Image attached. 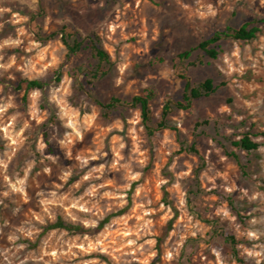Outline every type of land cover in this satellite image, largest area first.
<instances>
[{
    "label": "rangeland",
    "instance_id": "rangeland-1",
    "mask_svg": "<svg viewBox=\"0 0 264 264\" xmlns=\"http://www.w3.org/2000/svg\"><path fill=\"white\" fill-rule=\"evenodd\" d=\"M209 4L216 15L202 16ZM0 7L9 9L0 14V43L20 41L0 49V64H11L0 68V107L12 105L0 113V160L8 164L0 168V253L7 255L0 254V264H237L222 232L234 237L242 257L264 264L247 255L264 252V234L247 235L264 233L262 0H0ZM244 23H256L260 31L249 41L221 37L215 59L196 48L215 32ZM62 27L80 41L79 50L68 51ZM90 32L110 63L88 84L82 72L96 64L85 47ZM183 51L188 57L179 58ZM181 75L189 87L211 79L216 89L180 108L174 103L184 92ZM31 79L45 85L26 91ZM34 91L40 93L35 99ZM136 95L149 96L147 123L131 104ZM98 102L114 108L104 114ZM165 104L164 126L158 127ZM73 122L81 138L66 126ZM244 133L259 143L256 150L232 146ZM32 161L25 192H13L11 185ZM69 169L72 175L61 180ZM92 187L95 195L86 196ZM77 200L91 211L73 208ZM119 210L95 234L45 230L57 218L89 227L82 221L97 224ZM169 251L178 256L169 260Z\"/></svg>",
    "mask_w": 264,
    "mask_h": 264
},
{
    "label": "trees",
    "instance_id": "trees-1",
    "mask_svg": "<svg viewBox=\"0 0 264 264\" xmlns=\"http://www.w3.org/2000/svg\"><path fill=\"white\" fill-rule=\"evenodd\" d=\"M263 21L264 20L259 22H263ZM259 31L260 29L256 23L250 26L249 23H244L238 28L225 27L223 30L215 32L214 36L199 42L196 48L201 50L209 58L215 59L218 53L216 50V45H214V43H216L221 37H229L234 40H240V41H249L253 39L256 36V33H258ZM61 32H62L61 40L68 49V51L72 53L79 50L80 41L76 37H73V35L66 30V27H62ZM85 47L90 51L92 58L96 60L95 68L93 71H91L90 73L82 72L83 78L90 79V80L89 79L86 80V83L90 84L93 82V80H97L101 78V74H102L101 68L107 66L110 63V57L106 53V51L99 46V39L97 35L93 32H90L88 34V40L86 42ZM188 55L189 53L187 51H183L178 54V57L179 58L183 56L188 57ZM180 77L183 78V80L185 81L184 92L182 93L181 101H176L174 103L175 106H178L180 108L186 109L189 106V104L192 102V100L198 99L202 96H208L209 94L213 93L216 89L211 79H205L199 84L189 87V83L184 79V77L182 75ZM44 85L45 83L37 79L26 80L25 90L27 91L31 89H42ZM148 100H149V96H141V95H136L131 98V104L139 109L140 117L143 123L149 122L150 119ZM114 101L118 102L117 99H114ZM98 104L103 108L104 114H108L109 110L111 108H114V105L111 103L102 104L98 102ZM167 109H168V104H165L163 111L161 113V120L157 124L158 127L164 126V118L167 114ZM203 123H205V121ZM197 125L198 123L195 124V126ZM231 144L232 146L237 147L238 149L246 152H249L251 150H256L259 146L258 142L252 141L249 138L248 133H244L239 139L235 141H231ZM190 149L193 150V148L191 147ZM121 212L122 210H119L116 213L108 214L107 216L99 220L95 227H91V226L84 227L82 225L70 224L64 222L60 218H57L54 222L46 225L45 230L63 229L72 233L91 235L99 232L105 226V224L107 223L110 217L119 215L121 214ZM169 229H170V222L167 225L165 234ZM221 236L224 240V243L228 245L231 258L237 264H252L251 262H249L239 254L238 249L236 247V241L233 236L228 235V233L225 232H222ZM99 256L103 258V255H99Z\"/></svg>",
    "mask_w": 264,
    "mask_h": 264
},
{
    "label": "clouds",
    "instance_id": "clouds-1",
    "mask_svg": "<svg viewBox=\"0 0 264 264\" xmlns=\"http://www.w3.org/2000/svg\"><path fill=\"white\" fill-rule=\"evenodd\" d=\"M33 2L35 3V0H33ZM197 2L199 3V0H197ZM262 2H264V0H262ZM8 10H9V9H7V8L0 7V14H2V13H4V12H7ZM201 15H202V16H204V15L215 16V15H216V12H215V10L212 8V6L209 4V5L207 6V13H201ZM2 27H3V25H0V28H2ZM20 31H21V33H22V32H23V29H20ZM19 43H20L19 40H16V41H11V40L4 41L3 43H0V49H2L5 45H8V44L18 45ZM36 47H39V46L37 45ZM232 55L235 56V57H238V56H239V48H237V49L232 53ZM2 59H3V57L0 56V60H2ZM224 59H225V63H228V64H229V67L231 68L232 65H231V63L229 62V57H228L227 55H225V58H224ZM12 60H13V62H14L15 58L13 57ZM8 67H11V64H8V65L0 64V68H4V69H6V68H8ZM241 70H242V69H241ZM38 96H40V93H39L38 91H34V92L32 93V97H33V99H35V98L38 97ZM60 103H61L62 105H64V107H67V105L64 104V101H63V100H61ZM11 106H12L11 104H8V105H6V106L0 107V113L5 112V111L7 110V108H8V107H11ZM221 111H227V109L222 108ZM33 115H35V112H33ZM86 122H87V121H86ZM66 126L72 128V131H73V133H74V135H75L76 138H81V137H82V132L79 130V127L77 126V124H76L75 122H73V123H71V124H68V125H66ZM25 127H27V125H25ZM62 143H63V142H62ZM45 147H46V146H45L43 143H40V144H39V149L41 150V152L43 151V149H44ZM119 147L122 149V148L124 147V144L121 143V144L119 145ZM91 158H92V159H95V156H93V157H91ZM46 159L52 160L53 163H55V160L58 159V158L47 157ZM76 159H78V160L80 161L81 166H86V165H87V162H88V161H87V159H85L83 156H77ZM34 166H35V161H32V162L28 163L27 171H26V173H25L24 178H23V179H17L16 182L13 183V184L11 185V189H12L13 192H16V193H24V192H25L24 185H25V182H26V180H27V172H28V171H31V169H32ZM7 167H8V164H7L5 161L0 160V168L7 169ZM175 167H176V165L173 164V168H175ZM43 171H44L45 173H49V174L51 173V169L48 168V167H45V168L43 169ZM93 171H95V172H101L102 169H94ZM38 175H39V173H38ZM71 175H72V172H71V170L69 169L68 171L64 172L63 175L60 176V179H61V180H64V181H67L68 178H69ZM91 175H92V173L90 172L88 175L84 176L83 179H84V180H88V179L91 177ZM138 175H139V174L133 176L132 178H133V179H136V178H138ZM182 175H187V173H183ZM161 183H162V184H163V183H166V181H163V180H162ZM73 187L78 188V187H79V184L74 185ZM234 190H235L234 188H228V189H226V191H228V192H232V191H234ZM96 191H97L96 187H92V188H90L88 191L85 192V195H86V196H93V195H95ZM241 191H243V189H241ZM8 194H9L8 192H4V193H3L4 196H8ZM41 195H43V194H41ZM49 195H50L51 197H56L57 194H56V192H51ZM243 195H244V196H247L248 193H247L246 191H243ZM259 195H260L259 193H256L255 195H253L252 197H250V199H256L257 196H259ZM25 198H27V197H25ZM61 199H67V197H62ZM80 200H83V197H80ZM54 202H56V201H55V200H47V201L42 200V201H41V203H44V204H50V203H54ZM78 205H79V210L82 211V212H89V211H91V209H89L88 207H85V206L81 205L79 200H77V201H75V202L72 203V207H73V208H76ZM47 210H48V209L45 208V211H47ZM217 214H219V213H217ZM223 214H224V216H226V217L229 215V213H228L227 211H224ZM145 215H147V213H145ZM74 219H75V217H74ZM232 219H235V217H232ZM40 222L43 223V222H44L43 219H41ZM82 222H83L86 226H91V227H95V226H96L95 221L84 220V221H82ZM251 223L256 224L257 221L253 220ZM151 224H152V221H151V220L146 221V226H147V225H151ZM261 234H264V233H260V234H258V233H256V232H248V233H247L249 239H259V235H261ZM25 235L31 237V236L33 235V232H32V231H28V232L25 233ZM10 239H12L13 241H15V240L17 239V237H16V236H12V237H10ZM147 243L154 245V244H155V241H154V240H149ZM23 247H24V245H21V246H20V248H23ZM18 250H19V249H18ZM213 251L215 252L216 256L219 258L220 253H219V252H216L215 249H213ZM0 254L5 255V258L7 259V255H6V253H0ZM152 254H153V256L155 255V253H152ZM51 255L55 256L56 253L53 252V253H51ZM247 255H248L249 257H261V258H264V252H258V251H255L254 249L248 251V252H247ZM174 256H178V252L169 251V252L167 253V258H168L169 260L173 259ZM21 264H26V262H25V261H21ZM86 264H96V262H95V261H91V262H86ZM257 264H259V260H257Z\"/></svg>",
    "mask_w": 264,
    "mask_h": 264
}]
</instances>
